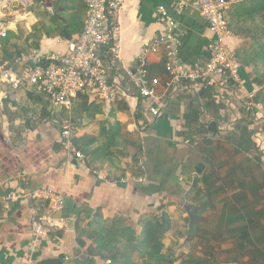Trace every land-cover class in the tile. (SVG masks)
Listing matches in <instances>:
<instances>
[{"label":"crops","instance_id":"crops-1","mask_svg":"<svg viewBox=\"0 0 264 264\" xmlns=\"http://www.w3.org/2000/svg\"><path fill=\"white\" fill-rule=\"evenodd\" d=\"M225 1L228 9L242 0ZM175 2L124 0L115 22L120 75H110L129 98L119 95L108 113L93 91L81 94L86 100L76 97L68 111L27 84L13 90L0 83V264H20L33 219L49 215L41 191L62 195L64 205L51 214L60 225L43 237L37 264H109L127 239L120 238L111 254L99 252L95 216H101L105 231L115 222L116 230L138 236L141 218L163 211L171 219L162 240L165 264H264V187L258 188L264 174L253 176L252 168L248 175L233 161L215 165L224 141L218 135L237 138L243 125L234 122L242 119V110L247 115V95L257 91L250 69L236 60L243 70L242 92L229 91L218 79L208 88L209 96L206 89L193 93L181 88L155 120L142 113V100L123 80L126 71H136L141 50L164 34L159 6L176 24L182 66L195 68L206 61L213 35L197 11L179 9ZM85 18L83 0H35L22 20L9 24L0 42V71L18 74L20 59L34 51L65 54ZM232 34L227 43L236 53L247 43ZM147 60L150 75L163 79L162 56ZM254 111H249L254 119L263 115L262 108ZM69 117L83 162L59 144L61 125ZM235 141L231 146L242 152ZM183 204L196 208L197 222L186 218ZM70 219H75L72 229Z\"/></svg>","mask_w":264,"mask_h":264},{"label":"built area","instance_id":"built-area-1","mask_svg":"<svg viewBox=\"0 0 264 264\" xmlns=\"http://www.w3.org/2000/svg\"><path fill=\"white\" fill-rule=\"evenodd\" d=\"M83 1L86 9L83 28L69 42L65 54L34 51L20 59L23 65L18 74L0 71V83L13 90L27 84L46 95L54 107H63L68 111L72 108L73 100L88 91H93L104 103L105 113L109 112L110 106L119 95L128 99L126 93L116 88L110 75L112 71L116 75L119 74L115 22L124 0ZM175 5L179 9L191 8L197 11L205 20L213 38L206 61L195 68H184L178 50L176 24L168 17L163 6L158 7V21L164 24V34L150 40L138 55L136 71H126L123 76V80L135 88L137 98L143 102L142 113L150 120L160 116L166 102L181 88L198 93L213 87V80L218 79L227 85L229 91L234 93L243 91L235 51L227 43V38L233 34L226 18V1L176 0ZM34 6L35 0H0V42L6 38L10 29L9 24L22 20L23 15ZM149 55L162 56L165 74L163 79L150 75L147 60ZM255 94L256 92H251L247 95L248 102L245 105L246 110L253 113L256 112L254 110L261 109V106L253 101ZM262 117L263 115L255 118L259 120ZM263 126L264 121L260 128L263 129ZM75 130L73 120L70 117L65 119L59 131V144L77 160L83 162V154L76 150L73 144ZM260 134L261 132H257L254 135L257 145L264 143L260 139ZM185 143L197 145V142L190 140H186ZM38 195L48 201L49 215L33 219L31 236L20 264H37L35 254L43 237L60 225L59 220L55 221L51 214L63 208L62 195L50 191H41Z\"/></svg>","mask_w":264,"mask_h":264},{"label":"trees","instance_id":"trees-1","mask_svg":"<svg viewBox=\"0 0 264 264\" xmlns=\"http://www.w3.org/2000/svg\"><path fill=\"white\" fill-rule=\"evenodd\" d=\"M226 15L230 18L228 21L229 29L235 35L244 38V41L247 43L246 46L236 51L235 58L243 67L251 69V83L257 87L253 101L262 108L263 119L261 121L263 122L264 0H242L241 2H237L230 6L226 10ZM206 91H208V94L205 95L209 96V89L207 88ZM77 97L82 101L86 100L85 95L80 94ZM241 127L242 129L237 135L235 141L237 148H239L240 151L247 153L251 150L249 147V145H251L253 148L255 147L256 152H261L256 144H252L251 141H254V130L248 129V123ZM199 147H201V144H198V148ZM250 172L253 176L264 174L261 164L255 166ZM195 185L194 182L193 186ZM263 187L264 182H260L258 184L259 190L263 189ZM169 217L170 216L165 211L159 216L142 217L139 221L141 232L136 236L128 230H116L115 222H113L114 225L112 224V227L110 226L108 230L105 231V224L104 221L101 220V216H95L92 225L94 228H97V231L94 229L95 232L100 233L96 238L97 248L99 249V252H108L111 254L112 249H117L120 238L124 236L127 239L126 244H124V247H121L122 251L120 254L110 256L112 258H110L109 264H138L139 260H142V264H165L164 262L166 261L162 254V240L171 226V219ZM91 227L92 226H88L87 228ZM88 232L89 231L87 230V234ZM83 234H85V231L81 233V235Z\"/></svg>","mask_w":264,"mask_h":264},{"label":"rangeland","instance_id":"rangeland-1","mask_svg":"<svg viewBox=\"0 0 264 264\" xmlns=\"http://www.w3.org/2000/svg\"><path fill=\"white\" fill-rule=\"evenodd\" d=\"M249 73L251 74V69L249 70ZM243 70H239V76L241 78V80L243 81ZM246 109V106H245ZM242 119L240 120H235V124L240 126L241 124L243 126H245L244 123H250V125H253V129L254 130V135L256 134V132H260V126H262V119H254V116H252V114H250V112H247V115H244V112L242 110ZM228 115V114H227ZM228 119H230V114L228 115ZM256 120V121H254ZM264 121V120H263ZM234 124V125H235ZM237 126V127H238ZM255 128V129H254ZM262 141L264 140V134L260 135ZM218 138L224 140L222 143V147H220V149H218L216 151L215 154V160H216V164L218 166H225L226 164H228L229 162L233 161L234 163H240L242 164V166H244L246 174H250L249 171L250 169L254 168L255 166L261 164L262 168L264 169V144L262 143L261 145L255 142V140H251L252 144H256V146L259 148V150H261V152H256L255 151V147L253 148L251 145H249V147L251 148L250 153L248 154H244L243 152L237 153L238 151L234 150L233 147L231 146L232 143H234V141L236 140L233 137H227L226 135H218ZM233 138V139H232ZM261 143V141H260ZM226 168V167H225ZM223 168V170L225 169ZM222 170V171H223Z\"/></svg>","mask_w":264,"mask_h":264},{"label":"water","instance_id":"water-1","mask_svg":"<svg viewBox=\"0 0 264 264\" xmlns=\"http://www.w3.org/2000/svg\"><path fill=\"white\" fill-rule=\"evenodd\" d=\"M79 165L83 168L84 165L81 163H79ZM183 209L185 210L186 212V215L187 217L186 218H189L190 222H197L198 221V217H196V214H195V207L194 206H191V205H188V204H183ZM75 219H70L68 221V227L70 229H72L73 227V222H74Z\"/></svg>","mask_w":264,"mask_h":264}]
</instances>
